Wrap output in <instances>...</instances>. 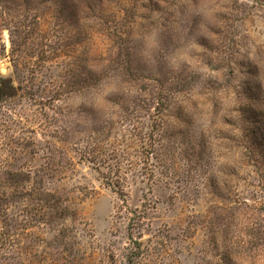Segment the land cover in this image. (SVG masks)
Listing matches in <instances>:
<instances>
[{
    "label": "rangeland",
    "instance_id": "obj_1",
    "mask_svg": "<svg viewBox=\"0 0 264 264\" xmlns=\"http://www.w3.org/2000/svg\"><path fill=\"white\" fill-rule=\"evenodd\" d=\"M0 264H264V0H0Z\"/></svg>",
    "mask_w": 264,
    "mask_h": 264
},
{
    "label": "trees",
    "instance_id": "obj_2",
    "mask_svg": "<svg viewBox=\"0 0 264 264\" xmlns=\"http://www.w3.org/2000/svg\"><path fill=\"white\" fill-rule=\"evenodd\" d=\"M0 89H1V87H0ZM1 91V90H0Z\"/></svg>",
    "mask_w": 264,
    "mask_h": 264
}]
</instances>
